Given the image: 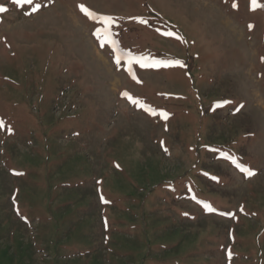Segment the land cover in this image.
Wrapping results in <instances>:
<instances>
[{
    "label": "rangeland",
    "instance_id": "1",
    "mask_svg": "<svg viewBox=\"0 0 264 264\" xmlns=\"http://www.w3.org/2000/svg\"><path fill=\"white\" fill-rule=\"evenodd\" d=\"M257 3L0 0V264H264Z\"/></svg>",
    "mask_w": 264,
    "mask_h": 264
},
{
    "label": "snow or ice",
    "instance_id": "2",
    "mask_svg": "<svg viewBox=\"0 0 264 264\" xmlns=\"http://www.w3.org/2000/svg\"><path fill=\"white\" fill-rule=\"evenodd\" d=\"M29 2H31V0H29ZM251 5H252V9H253V10H255L257 7H260V6H261V5H259V4L257 3V0H251ZM79 7L81 8V11L85 12V13L88 14L89 16L92 15V13L89 12L88 9H86L83 5H80ZM0 11H4V9H3V8H0ZM104 19H105L106 21H110L111 18H109V17H105ZM97 35H99V33H97ZM169 35H170V33H169ZM113 43H115V41H113ZM119 62H120V61H119V58H118V59H117V64H119ZM158 63H159V62H158ZM175 63H176V64H180L179 61H175ZM142 66H147V65H142ZM153 66H155V65H153ZM124 95H125V96H128V93H124ZM134 102H136V101H134ZM224 103H228V101H225ZM237 110H238V109H237ZM2 124H3V122L0 121V126H2ZM9 131H10V129H9ZM165 150H166V149H165ZM234 163H235V161H234ZM237 167H239L241 171H245V172L247 173V175H249V176L253 175V173H252L251 170L245 169L242 165H239V164H238ZM209 210H211V209H209ZM229 255H231V254L229 253Z\"/></svg>",
    "mask_w": 264,
    "mask_h": 264
}]
</instances>
